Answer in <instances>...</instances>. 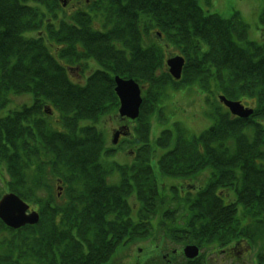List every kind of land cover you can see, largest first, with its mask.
<instances>
[{
	"label": "trees",
	"instance_id": "trees-1",
	"mask_svg": "<svg viewBox=\"0 0 264 264\" xmlns=\"http://www.w3.org/2000/svg\"><path fill=\"white\" fill-rule=\"evenodd\" d=\"M95 6L106 7L109 13V10L114 13V37L121 39L124 46L128 44L132 50L130 72L121 69L117 73L127 76L130 73L149 88L156 89V92L147 91L139 124L134 129L135 137L140 143H144L142 151L150 153L146 162L155 157L158 161L157 168L163 170L162 176L185 173L194 166L193 161H221L224 158L252 160L250 153L264 151V46L258 43L259 39L252 41L247 38L236 12L229 17L219 12H210L201 6L200 0H97L89 5ZM61 7L59 0H0V112L9 103L11 92L30 93L33 85H39L36 88L42 90L34 93L35 104L32 107L24 105L11 110L8 115L0 116V197L6 191L5 187L9 191L13 189L23 193L21 188H15L12 181L8 180L9 174L23 178L26 182L37 184L44 181L51 184V176L63 170L68 172L74 180L71 184H75L77 180L84 184L83 190L71 192L81 202L68 203L66 207V215L72 212L67 226L68 237L70 240L85 242L92 251L89 255L85 252L80 255L75 247L69 248L66 260L68 264H101L108 259L102 250L105 242L104 219L116 221L113 228L118 231L122 244L127 238L121 236L141 226L136 222V228L132 224L135 221L125 214L133 210L136 204L128 197L133 194L140 196L137 201L144 203L143 209L150 216V211L157 207L155 201L159 194L154 190L160 189V176H153L155 167L148 162L142 164L144 167L141 166L142 177L130 174V170H135L133 166L129 171L121 169L120 185L110 186L104 196H98L95 183L100 180L92 175L84 176L85 173L72 160L70 151H77L86 157L90 155L88 151H102L103 143L108 140L94 123L115 111L117 98L111 91L112 84L106 81L104 85L110 90L109 93L104 86L99 85L102 81L83 90L71 87L66 78L60 76L63 71L57 67L49 48L23 37L26 29L37 30L41 19L47 15L46 11L42 13L37 8H48L47 12H52ZM89 16L94 18L95 11L76 13L74 18L76 22L85 25L95 21ZM260 20L264 23V8ZM153 28L162 33L164 44L157 33L152 31ZM73 30L82 39L95 38L84 35L88 34L86 27L82 28V32ZM171 48L187 58L182 85L198 84L204 88H217L229 98L245 102L253 100L256 110L252 119H233L228 114L217 111L213 127L198 138L187 136L188 131L165 113L175 104L174 101L169 102L168 106L165 104L172 97L171 94L166 100L165 96L164 105L159 106L166 88L175 84L164 64ZM116 54L119 52L116 51ZM121 56L126 62L123 54ZM45 105H51L59 112L65 128L63 133L54 137L44 135L42 123H48L41 111ZM155 111L159 115L165 113L162 120L165 128L157 140H151L149 119ZM81 121H91L93 124L85 123L81 126ZM76 126L80 127L78 132L74 128ZM34 133L39 138L35 139ZM27 135L31 138V143L28 142ZM160 150L165 153H151ZM200 151L236 154L227 157L194 154ZM91 158L94 161L96 159ZM180 158H183L184 164ZM248 186L245 196L251 202L264 198L262 177L257 183ZM28 199L40 203V224L26 230H12L0 221V263L47 262L40 257L46 256V251L50 248H59L61 245L54 238L56 224L49 219L48 207L53 206L51 197L32 195ZM244 206L251 210L255 208L253 204L246 202ZM164 211L158 216L166 214ZM233 211L232 208L218 204L210 206L209 201H203L202 206L193 208L195 220L191 223V228L184 230L195 234L177 237L175 240L202 244L206 240L219 238L212 237L211 233L225 230V219L221 217L232 215ZM169 215L173 217L172 213ZM75 228L80 232L73 233L72 229Z\"/></svg>",
	"mask_w": 264,
	"mask_h": 264
},
{
	"label": "bare ground",
	"instance_id": "bare-ground-1",
	"mask_svg": "<svg viewBox=\"0 0 264 264\" xmlns=\"http://www.w3.org/2000/svg\"><path fill=\"white\" fill-rule=\"evenodd\" d=\"M206 126V125H205ZM204 126V129H205ZM44 135L48 137L51 135L54 137L56 134H61L65 131L63 125L55 123L53 125L43 124ZM78 132L80 130L79 126L74 127ZM150 131L155 132L156 128L150 125ZM28 136V135H27ZM35 139L39 138V135L34 133ZM31 143V138L28 136ZM119 148L121 146H127V150L124 154L117 156L116 152L119 148H109L108 144L103 143L102 151L91 150L88 151L89 157L80 154L77 151H70L72 160L76 163L77 168L84 172V176L92 175L100 180L99 183H95L98 196L105 195V191L109 189L110 186H119L122 180V170L129 171L131 166L135 170H130L131 175L142 177V162L144 164L143 157H135L132 162L126 158L139 154L142 152L143 144L140 143L133 134H126L123 138L118 140ZM53 148L52 146H50ZM111 150V153L108 150ZM56 150V149H54ZM114 155V157L112 156ZM96 158L95 161L91 158ZM181 163L184 164L183 158ZM254 165L239 166L238 174H241V181L238 184H233L230 182L224 190L225 186H215L216 180L210 176L204 175L202 166L199 164L188 170V174L182 176V179H192L198 185H194L195 195L191 196V193L187 189L180 186L165 187L162 189H155L154 192L157 194V199L154 207L150 211V216L144 211V203L134 204L133 210L126 212L128 217L135 221L132 224L136 226V222L141 226L135 230L127 231L123 236L126 237L122 244L119 240V234L113 226L116 225V221L113 219H104L105 227V242L103 246V252L106 254L108 259L101 264H126V258L131 256L130 252H138L147 254L152 252L154 248H184V252L187 257L195 258L203 248L211 247L212 249L219 251L226 245L234 241L246 240L247 244L242 245L235 255H229L226 260L224 258L223 264H264V198H258L251 202L245 196V191L243 187L245 184H255L261 177H264V163L258 164L257 160H264V151H259V156L257 159H252ZM149 164L155 167L153 176L155 178L162 175L163 170L157 168V163L155 157L147 161ZM96 163V164H95ZM113 167V169L109 167ZM245 165V164H243ZM104 167L107 168V174H105ZM220 166H214L213 171L218 173ZM225 171V169H222ZM105 174V176H104ZM52 180L51 184H47L44 181L40 183L26 182L23 178H17L9 174L8 180L12 181L15 188H21L23 193L12 191L10 195L17 197L13 199L10 204H13L14 208L20 212V209H27L25 214L30 216L31 214L37 213L39 220L37 223H26V218L21 219L23 222L22 229L26 230V225L38 226L41 220V210L40 203H35L29 201V197L32 195H40L44 198L47 196L51 197L52 207H48L49 219L52 223L56 224L54 238L61 244L58 247H53L54 249H59V252H64L65 254H60L57 256V262L59 264H68L67 251L69 248H73L81 255L83 252L90 254L92 249L85 242H80L78 239L70 240L68 237V221L72 217V212L66 215V207L68 203H80L81 200L71 194L73 190H83L84 184L79 180L73 183V178L66 171H59L50 178ZM171 179H175L172 177ZM162 180L165 183L169 182V179L162 176ZM233 184V185H232ZM192 188V187H191ZM52 189V190H51ZM70 192V193H69ZM242 196L247 200V204H253L255 206L254 210L248 209L244 204L233 202L236 197ZM133 197H140L134 196ZM102 203L106 201L101 200ZM203 201H209L210 206L213 204H218L219 206L232 208L234 211L232 215L222 216L225 219V230L214 231L211 233L212 237L219 236V238H213L202 242V244H197L194 242L183 241L177 242L175 239L177 237L183 238L187 236H193L195 234L192 231H184L187 227L191 228V223L195 220V215L193 208L196 206H202ZM9 204V205H10ZM172 206V208H170ZM59 207V208H57ZM165 210V211H164ZM165 212L166 214L158 216L159 213ZM169 213H172L171 217ZM53 215V216H52ZM108 216L107 214H105ZM211 219L210 217H208ZM76 217L73 218L75 220ZM102 221V216L100 217ZM244 223H248L249 226H245ZM170 228H173L170 230ZM180 229V230H179ZM73 233H78L80 230L78 228L72 229ZM115 239V241H114ZM146 244V245H145ZM195 246L197 254H194L188 247ZM151 247V248H150ZM130 251V252H129ZM161 256V253L158 252ZM125 258V259H124ZM66 260V263H64ZM154 263H156L154 261Z\"/></svg>",
	"mask_w": 264,
	"mask_h": 264
},
{
	"label": "flooded vegetation",
	"instance_id": "flooded-vegetation-1",
	"mask_svg": "<svg viewBox=\"0 0 264 264\" xmlns=\"http://www.w3.org/2000/svg\"><path fill=\"white\" fill-rule=\"evenodd\" d=\"M70 10V12L78 10L77 7H69L67 8ZM59 18H62L60 15ZM95 33L102 31V25L95 23ZM30 36H33V34H29ZM47 36V35H46ZM45 40L47 38H44ZM108 44L113 43V40H107ZM63 44H68L67 41H62ZM80 43V42H76ZM112 54V49L110 48H104L103 45L99 44V39L95 37V58L93 57H86L84 59H81L79 63H75L71 66V71L68 73L69 78L73 81L75 84H84L88 77L95 71V73L98 71L101 72H109L111 67L113 66V62H110L109 60L105 59L107 53ZM98 54H101V57L98 56ZM73 69V70H72ZM111 73V72H110ZM122 120L125 122L127 119L122 118ZM127 124V123H125ZM125 124L121 123L118 125L117 130H120L121 127L125 126ZM124 136L121 135L120 138H123ZM130 162H132L130 158ZM256 163L262 164L264 163V160H257ZM204 171V177L206 175L212 176L210 171L203 170ZM173 185L183 187L187 189L188 192L191 193V196L195 195L194 191V185H198L194 180L191 179H177V181H173ZM172 185V186H173ZM192 187V188H191ZM224 190H226L227 187H223ZM245 226H249L248 223H244ZM243 241H234L219 251H216L212 249L211 247L203 248V251L200 252V254L195 258H189L186 256L184 252V248H154L152 249V252L143 254L138 252H130L131 256H135V259L132 257H127L126 264H223V260L229 256V255H235L237 254V250L242 246L246 245V240L242 239ZM151 248V247H150ZM158 252L161 253V256L158 254ZM154 261L156 263H154Z\"/></svg>",
	"mask_w": 264,
	"mask_h": 264
},
{
	"label": "rangeland",
	"instance_id": "rangeland-1",
	"mask_svg": "<svg viewBox=\"0 0 264 264\" xmlns=\"http://www.w3.org/2000/svg\"><path fill=\"white\" fill-rule=\"evenodd\" d=\"M200 2L202 3V5L204 7L211 8L212 10L219 12L225 16H230L233 12L238 11L242 15L244 22L248 25V30H249L250 35L255 34V32H256V36L255 37L252 36V37L255 39H259L258 41L264 45V24H262L259 21L260 12H261V9L263 7L262 6L263 0H200ZM177 94H179V93H177ZM198 96H199V93H198ZM207 96H209L208 97L209 102L202 99L201 101H197L196 104L198 105L197 107H199L200 102L204 103V105H205L204 117L211 120V115H210L211 104H210V102L211 103L214 102V98H213L214 96H211V95H207ZM12 99H14L18 102H26L28 100V97H26V96L14 97L13 96ZM180 99L178 96H175L173 99V101L175 102V104L173 103V110L177 114L172 115L168 112L169 113L168 115L171 116L172 118H174L176 116L185 117V118H197L199 116V113L196 111V109H195L196 107L187 108V106L184 104V102L188 103V102H191V100H189L187 97H184V96H182ZM219 105H221L222 108H225L222 104H219ZM204 117H202L200 119V122H204ZM189 123H185V124L188 127H191L190 129L193 132L198 133L199 131H197L196 129H192V128H194L193 121H191ZM113 127H114V124L112 126L111 120L108 121L105 129L107 131L111 130L109 135L112 134V128ZM161 129H159V131ZM159 131L157 130L155 132V134L158 135Z\"/></svg>",
	"mask_w": 264,
	"mask_h": 264
},
{
	"label": "water",
	"instance_id": "water-1",
	"mask_svg": "<svg viewBox=\"0 0 264 264\" xmlns=\"http://www.w3.org/2000/svg\"><path fill=\"white\" fill-rule=\"evenodd\" d=\"M169 65L172 67L171 72L176 78L180 77L181 68L183 66V59L176 57L168 61ZM119 97L121 99V108L120 113L124 116H129L136 118L139 112V106L141 103L140 90L139 87L133 82H121L119 81V86L117 88ZM222 101L236 114L241 116H248L252 113L251 110H245L240 103H234L226 100L224 97H221ZM12 195H6L0 201V218L9 226L14 228H19L22 226L23 222L21 219L26 218V223H37L39 216L37 213L27 216L25 214L27 209H20V212L14 208L13 204H10L13 199H16ZM10 204V205H9ZM194 254L191 253V256L196 255L195 252L197 247L191 246L188 247Z\"/></svg>",
	"mask_w": 264,
	"mask_h": 264
}]
</instances>
